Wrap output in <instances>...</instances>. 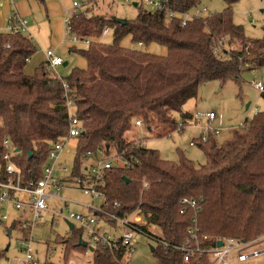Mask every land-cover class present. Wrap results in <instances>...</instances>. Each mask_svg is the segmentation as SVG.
<instances>
[{
    "label": "trees",
    "instance_id": "trees-1",
    "mask_svg": "<svg viewBox=\"0 0 264 264\" xmlns=\"http://www.w3.org/2000/svg\"><path fill=\"white\" fill-rule=\"evenodd\" d=\"M162 1L179 15L169 20L165 12L139 7L136 17L122 23L117 17L91 15V6L72 14V30L79 36L98 39L110 27L114 38L112 45L94 41L88 48H70L87 62L86 68L74 67L63 77L75 90L70 96L84 126L72 175H85L89 152L114 145L130 165L106 169L98 183L109 199L107 211L124 216L137 210L146 219L144 232L157 236L149 229L154 226L159 239L183 245L194 210L181 213V201L196 199L202 235H209L212 242L229 237L251 241L264 234V109L246 119L226 145H218L213 136L200 143L207 157L204 165L183 155L179 162L165 160L157 150L137 147L125 135L137 119L149 130L154 124L164 126V136L176 131L179 121L174 113L179 112L183 122L192 117L183 106L197 96L201 84L240 83L244 65L264 66V36L247 38L235 23L232 7L239 0H224L222 12L185 26L180 13L198 7L202 0ZM128 36L135 45L125 48L121 43ZM140 42L145 50L139 49ZM152 43L166 47L168 54L148 52ZM37 50L22 32L0 31V172L4 174L1 155L8 138L18 149L14 162L23 183L42 176L51 143L66 135L69 126L64 90L44 62L32 75L25 71ZM145 181L149 187L144 189ZM114 202L120 207L115 208ZM106 222L117 231V224ZM72 232L75 239L62 241L66 251L87 250L79 245L84 231ZM94 248L93 264L126 262L123 248ZM153 253L162 264H182V252L176 249L158 245ZM3 254L0 250V259Z\"/></svg>",
    "mask_w": 264,
    "mask_h": 264
},
{
    "label": "rangeland",
    "instance_id": "rangeland-1",
    "mask_svg": "<svg viewBox=\"0 0 264 264\" xmlns=\"http://www.w3.org/2000/svg\"><path fill=\"white\" fill-rule=\"evenodd\" d=\"M94 3L91 7V15L115 16L119 19L136 17L139 7L150 9L145 5L135 7L133 4L118 0H98L94 1ZM70 7L73 9L72 2ZM225 7L224 0H202V3L195 9L203 10L205 8L206 12L204 16H209L222 12ZM195 9H193L194 12ZM232 10L235 23L244 28L247 38L258 39L264 36V0H239L233 5ZM20 16L25 17L22 14ZM23 33L28 34L29 32L24 31ZM102 41L106 45H112L114 42L113 35L111 33L107 34ZM134 45L130 46L133 47ZM47 50L45 49V51ZM147 51L160 55L162 53V46L156 43L153 46L152 43L147 47ZM65 59V61L69 62V65H61L54 70L55 74L60 77L68 75L72 67H80L83 64V58L79 55L69 56ZM240 76V83L230 80L221 84L219 81L214 80L201 84L198 88L197 96L188 100L183 106V111L191 114L213 112L216 115L215 119L211 122V126L213 128L220 127V133L215 137L216 143L220 146L226 144L231 134L237 131L246 119L253 117L255 107L258 108V111L264 109V96L262 93L264 90H259L254 84L255 81H261L264 85V66L255 68L252 65L246 64L241 68ZM249 102L250 106L247 108L246 105ZM174 117L177 121H181L182 117L179 112L174 113ZM209 126V119L202 118L187 125L182 131L176 130L164 136L165 131L162 125L154 124L152 129L149 130L146 127H138L134 123L125 137L127 141L135 142V144L139 143L146 148L157 150L165 160L179 162L183 155L198 165H204L207 163L205 149L200 147L199 144L190 145V142L200 138L203 133L207 134ZM76 148L77 145L74 144L70 149V153L64 157L70 173L76 157ZM70 173L63 175V177L69 178ZM77 187L74 184L65 183L59 190V198L48 200L49 211L43 215L42 220L32 225L30 233L32 253L39 264L45 262L56 264H93L94 254L90 249H71V251L67 252L66 244L62 242L64 240L75 239L66 220L71 212L91 216L95 213V209H99L103 204L102 197L86 194L82 189ZM63 199L69 202H65ZM90 205L94 209H91ZM61 208L63 211H61ZM137 214V211L130 213L131 216H137ZM8 215V220L0 222V250L4 253L0 259V264H26V251L22 248V243L27 244L28 240L23 238L22 231L17 224H14L16 222H13V219H18L23 215L28 218L30 214L10 209L8 210ZM149 229L157 236L160 235V231L156 227L150 226ZM9 230H11V233H9ZM100 230L112 232L113 227L102 223ZM122 230L123 228L117 230V232ZM83 237L86 239L85 232H83ZM132 245L135 250L132 254L127 255L125 259L128 264H162L151 251V246L158 247V240L137 231L134 233ZM250 263L264 264V254L252 259ZM250 263L247 262L245 264Z\"/></svg>",
    "mask_w": 264,
    "mask_h": 264
},
{
    "label": "built area",
    "instance_id": "built-area-1",
    "mask_svg": "<svg viewBox=\"0 0 264 264\" xmlns=\"http://www.w3.org/2000/svg\"><path fill=\"white\" fill-rule=\"evenodd\" d=\"M2 1V0H1ZM12 4H16L19 0H8ZM124 3L133 4V2L141 3L148 6L150 10H158L165 12L168 15L169 20H172L178 16V12L169 7L166 2L162 0H118ZM90 0H73V9L80 8L88 4ZM195 9V8H194ZM206 9H195L180 13L181 25L185 26L189 21L205 17L204 13ZM71 15L67 10L65 16L66 34L69 37L73 47L88 48L92 42H103L102 39L109 33L111 28L106 27L102 33V36L98 39L93 37H83L74 33L70 23ZM6 32L27 31V19L20 16V14L14 10L10 21L7 23ZM140 50H145V46L142 42L138 44ZM29 61V60H28ZM64 58L57 54L53 49H48L45 52V68L54 79L58 81L60 86L64 90L66 97L65 106L68 111L69 126L66 135L61 137L55 142L51 143L48 161L43 169V174L39 179H32L27 183H23L22 175L19 168L14 162V156L16 154V148L10 139H5L3 142L4 152L1 157L4 161V174L0 172V222L9 219L8 210L13 209L17 211H23L30 214V217L21 216L18 219H14L19 229L23 233V238L28 240V243H22V248L26 251V264H39L38 260L32 253V239L30 237L32 225L42 220L43 215L49 211L48 200L51 198H59V190L65 183H71L77 188L82 189L86 194H90L94 197H102L103 204L99 209H95V213L91 216H87L82 213L71 212L67 216V223L72 222L75 228H80L86 233V239L89 245L96 247L97 245H104L111 250H119L123 248L125 255H130L135 250L132 245V240L135 232H140L152 239H156L159 245L164 248H173L182 252V264H245L250 263L252 259L264 254V234L251 241H243L235 237H229L226 239H215L212 242V238L209 235H202L201 228L198 223V213L201 210L199 202L196 199L185 198L181 202L183 209L181 213H185L188 208L194 210V216L191 220L192 225L188 229V236L186 244H170L167 241L159 239L158 236L147 234L142 229V226L146 224V219L141 213L137 216H131L130 213L121 216L116 212L107 211L106 207L109 205V199L106 194L100 191L97 187L98 183L104 179V172L106 169L130 165V162L123 159V156L119 153L116 146L99 147L96 153L89 152L85 157L87 164L85 175L83 177L73 176V168L70 173V169L67 165L66 154L70 153L71 147L78 142L80 136L84 132V126L82 121L77 116V105L74 99L70 96L75 90H73L69 82L55 74L54 70L63 65ZM255 87L259 90H264V85L261 81H255ZM255 114H257L258 108H254ZM254 114V115H255ZM253 115V116H254ZM216 115L213 112H201L192 114V117L185 122L179 121L177 130L182 131L184 128L192 124L193 122L202 118H208L210 126L207 128V134H202L197 140L191 141L190 145L205 143L209 140L210 136L216 137L220 133V127L213 128L211 122L215 119ZM136 126L145 128L142 120L137 119L135 121ZM245 122L238 128L241 129ZM237 130V131H238ZM137 147H142L137 143ZM100 155V156H99ZM91 162V163H89ZM74 165V164H73ZM70 173L69 178L63 177V175ZM149 187V182H144V189ZM65 202H69L63 199ZM91 209H94L91 205ZM114 207H120L119 202H114ZM4 209V211H2ZM61 211L63 209L61 208ZM137 211V210H135ZM138 212V211H137ZM107 219V220H106ZM106 221H111L118 225V229L123 228L122 231H101V224H108ZM221 240L223 244L218 245V241ZM124 264H128L124 261ZM253 264V263H250Z\"/></svg>",
    "mask_w": 264,
    "mask_h": 264
},
{
    "label": "crops",
    "instance_id": "crops-1",
    "mask_svg": "<svg viewBox=\"0 0 264 264\" xmlns=\"http://www.w3.org/2000/svg\"><path fill=\"white\" fill-rule=\"evenodd\" d=\"M71 2L73 0H70ZM69 0H19L16 4H12L8 0H0V31H4L7 23L10 21L13 10L22 14L27 19V32L25 34L37 46V52L30 58L25 71L27 74H34L36 68L45 62V49H53L57 54L64 59L75 54L70 52L72 47L69 37L66 34L65 16L67 10L70 15L81 8L92 7L94 1L90 2L80 8L71 9V2ZM13 9V10H12ZM115 17V16H111ZM29 25V28H28ZM30 29V31H29ZM24 34V33H23ZM122 46L125 48L131 47V36L123 40ZM155 43H153V46ZM152 53V52H151ZM168 49L162 46V53L160 55L166 56ZM74 58V57H73ZM83 58V57H82ZM66 60V59H65ZM69 60V59H68ZM64 65V64H63ZM69 65V62L67 63ZM64 65V66H67ZM87 62L83 58V64L80 68H86ZM79 67V66H75ZM74 68V67H72ZM71 68V70H72ZM234 132L226 141V144L233 138ZM217 142V141H216ZM225 144V145H226ZM224 146V145H223ZM14 220V219H13ZM264 246V244H262Z\"/></svg>",
    "mask_w": 264,
    "mask_h": 264
},
{
    "label": "water",
    "instance_id": "water-1",
    "mask_svg": "<svg viewBox=\"0 0 264 264\" xmlns=\"http://www.w3.org/2000/svg\"><path fill=\"white\" fill-rule=\"evenodd\" d=\"M137 5H138L137 2H133V6L136 7ZM119 20H121L122 23H126V20H125V19H119ZM67 63H68V61H65V62H64V65H67ZM249 106H250V102L247 103L246 107L249 108ZM107 148H108V146H107ZM16 150L18 151V149H16ZM30 154H31V152H30ZM124 179H125L126 183L130 182V179H129V178L124 177ZM68 225H69L71 231L75 228V227H74V224H73L72 222H68ZM9 233H11V230H9ZM222 244H223V242H222L221 240H219V241H218V245L221 246ZM79 245H82V246H84V247H87V248L90 249L92 252H93L94 249H95L93 246L89 245L87 241L83 240V237H82V236H80V238H79ZM151 251H152V252L154 251V247H153V246H151Z\"/></svg>",
    "mask_w": 264,
    "mask_h": 264
}]
</instances>
